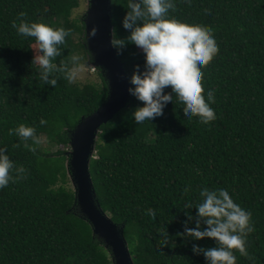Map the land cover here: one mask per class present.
<instances>
[{
    "label": "trees",
    "instance_id": "trees-1",
    "mask_svg": "<svg viewBox=\"0 0 264 264\" xmlns=\"http://www.w3.org/2000/svg\"><path fill=\"white\" fill-rule=\"evenodd\" d=\"M80 3L0 0V147L26 169L21 179L0 188V264H114L79 212L65 151L82 117L106 101V79L100 73V83L83 86L55 71L49 78L57 79L56 86L42 82L33 63L35 37L12 27L25 12L27 21L70 30L53 63L72 69L77 54V62L88 64L93 57L85 23L73 17ZM127 11V0H112L113 39L127 41L130 30L122 23ZM170 15L188 27L211 29L216 39L219 51L202 67L205 96L214 91L216 119L207 124L197 116L188 119L184 106L174 102L163 118L138 124L132 112L143 102L132 95L98 135L90 163L97 200L114 223L124 226L134 264H208L192 245L216 247L217 241L177 233L183 232L187 214L190 227L201 219L195 205L202 187L226 188L252 213L255 226L246 238L253 259L233 249L236 264H264V0H191V5L176 0ZM114 47L128 80L135 65L143 69L139 47L131 42ZM21 123L35 128L40 143L9 134ZM43 136L60 148L46 151ZM189 201L192 207H185ZM153 211L155 223L148 215ZM201 225L207 227L202 219ZM164 232L166 246L160 243Z\"/></svg>",
    "mask_w": 264,
    "mask_h": 264
},
{
    "label": "clouds",
    "instance_id": "clouds-1",
    "mask_svg": "<svg viewBox=\"0 0 264 264\" xmlns=\"http://www.w3.org/2000/svg\"><path fill=\"white\" fill-rule=\"evenodd\" d=\"M187 2L191 5V0ZM175 7L176 0H127L128 11L122 23L125 29L130 30V34L127 41L119 38L112 41L118 50L131 42L144 54V67L141 70L139 64L135 65L129 78L133 86L128 89L143 102L132 112L138 124L163 118L168 106L174 102L184 106V116L188 119L197 116L205 124L216 119L215 110L211 107L215 102L214 91L209 89L205 96L202 67L218 53V44L211 29L188 27L171 16L170 10ZM26 15L25 12L19 13V23L13 20L12 27L19 35L35 37L38 51L34 55L33 63L39 65V79L56 86L57 79H50L49 74L59 71L72 80L75 70L58 67L53 63L54 58L60 55L59 46L65 42L70 30L54 28L44 22L27 21L23 19ZM168 90H174V95H167ZM40 122L46 123L44 119ZM9 134H15L23 141L31 139L37 144L41 139L34 127L23 123L9 129ZM5 149L0 147V188L21 179L22 174L26 173L24 166H17ZM189 191L190 186H186L184 192ZM199 197L195 207L207 227H202L201 219L196 220L195 227H190L192 217L187 214L188 220L184 222L183 232L177 235L193 240L212 238L217 241L216 247L202 248L198 244L192 245V251L197 255L203 253L208 264H236L237 257L233 249L252 260L246 250L247 234L255 231L251 220L252 213L236 203L226 188L202 187ZM185 207H192L191 201ZM148 215L155 223L157 213L153 211ZM160 243L168 245L167 232H164Z\"/></svg>",
    "mask_w": 264,
    "mask_h": 264
},
{
    "label": "water",
    "instance_id": "water-1",
    "mask_svg": "<svg viewBox=\"0 0 264 264\" xmlns=\"http://www.w3.org/2000/svg\"><path fill=\"white\" fill-rule=\"evenodd\" d=\"M84 19L85 38L93 65L102 70L108 86L106 101L91 115L82 117L71 133L68 169L79 212L91 225L94 236L109 250L114 264H134L124 226L114 223L101 208L90 174V163L102 126L129 104L132 94L126 69L113 41L112 0H89ZM95 29V34L93 30Z\"/></svg>",
    "mask_w": 264,
    "mask_h": 264
},
{
    "label": "rangeland",
    "instance_id": "rangeland-1",
    "mask_svg": "<svg viewBox=\"0 0 264 264\" xmlns=\"http://www.w3.org/2000/svg\"><path fill=\"white\" fill-rule=\"evenodd\" d=\"M89 0H81L80 6L74 11L73 17L74 18H83L85 19V16L87 14V11L89 9ZM75 58H78L77 54H74ZM78 60H74L72 62V69L75 70V76L74 80L79 83L80 85H87V84H98L101 82L100 73L102 72L101 69L95 67L93 63H82L77 62ZM78 63V64H77ZM41 145L46 149V151H49L51 153H55L60 147H56L55 145H50L46 141V137L43 136L41 140ZM62 148V147H61ZM67 153L71 151L70 145L65 149ZM70 181V187L74 188V185L72 184V180L69 178Z\"/></svg>",
    "mask_w": 264,
    "mask_h": 264
}]
</instances>
